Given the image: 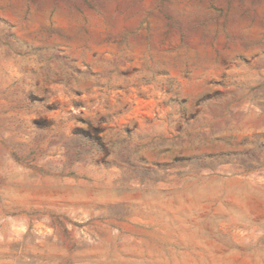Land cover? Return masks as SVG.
<instances>
[{
    "label": "rangeland",
    "instance_id": "rangeland-1",
    "mask_svg": "<svg viewBox=\"0 0 264 264\" xmlns=\"http://www.w3.org/2000/svg\"><path fill=\"white\" fill-rule=\"evenodd\" d=\"M0 264H264V0H0Z\"/></svg>",
    "mask_w": 264,
    "mask_h": 264
}]
</instances>
